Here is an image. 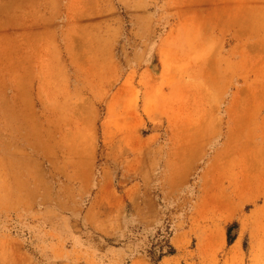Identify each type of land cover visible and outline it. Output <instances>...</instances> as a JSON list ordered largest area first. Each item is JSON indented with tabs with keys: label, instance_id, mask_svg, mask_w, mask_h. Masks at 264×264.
Instances as JSON below:
<instances>
[{
	"label": "rangeland",
	"instance_id": "1",
	"mask_svg": "<svg viewBox=\"0 0 264 264\" xmlns=\"http://www.w3.org/2000/svg\"><path fill=\"white\" fill-rule=\"evenodd\" d=\"M0 264H264V0H0Z\"/></svg>",
	"mask_w": 264,
	"mask_h": 264
}]
</instances>
